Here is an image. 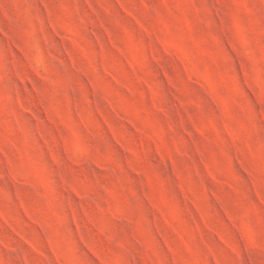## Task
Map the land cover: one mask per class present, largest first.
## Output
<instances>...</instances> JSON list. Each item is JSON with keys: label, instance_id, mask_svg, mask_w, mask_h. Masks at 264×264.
<instances>
[{"label": "rangeland", "instance_id": "374dc122", "mask_svg": "<svg viewBox=\"0 0 264 264\" xmlns=\"http://www.w3.org/2000/svg\"><path fill=\"white\" fill-rule=\"evenodd\" d=\"M0 264H264V0H0Z\"/></svg>", "mask_w": 264, "mask_h": 264}]
</instances>
